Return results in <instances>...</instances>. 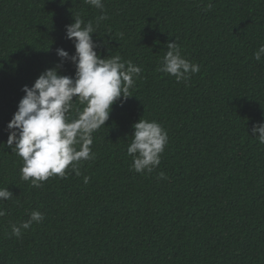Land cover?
<instances>
[{
	"label": "trees",
	"instance_id": "obj_1",
	"mask_svg": "<svg viewBox=\"0 0 264 264\" xmlns=\"http://www.w3.org/2000/svg\"><path fill=\"white\" fill-rule=\"evenodd\" d=\"M102 2L103 12L85 0H0V188L13 194L0 201V264H264V144L251 137L264 123V57L253 58L264 44V0ZM102 14L93 34L108 41L102 56L119 54L142 74L93 133L95 158L81 175L35 188L5 146L6 125L22 87L59 62L56 50L74 54L65 26L77 15L95 25ZM175 41L200 65L187 83L158 71ZM74 73L67 62L60 69ZM83 107L77 100L72 117ZM141 118L169 135L147 175L127 153ZM33 210L44 220L13 236Z\"/></svg>",
	"mask_w": 264,
	"mask_h": 264
},
{
	"label": "clouds",
	"instance_id": "obj_2",
	"mask_svg": "<svg viewBox=\"0 0 264 264\" xmlns=\"http://www.w3.org/2000/svg\"><path fill=\"white\" fill-rule=\"evenodd\" d=\"M85 3L103 12L102 0H85ZM106 19L102 14L94 25L79 15L73 17L74 22L65 26V38L72 42L74 54L58 48L59 62L40 73L31 87L25 85L21 89L24 95L6 125L5 146L22 160L21 179L35 188L42 187L51 177L66 179L69 171L81 175L82 162L95 158L91 148L93 133L105 127L117 101L122 106L132 97L130 90L142 74L140 66L131 60H122L119 54L102 56L99 49L107 48L108 41L101 39L97 43L93 34L97 33L99 22ZM166 47L168 50L158 71L174 77L177 83H187L192 75L200 72V65L184 58L176 41L167 43ZM107 50L109 53L110 48ZM262 57L264 44L253 53L258 62ZM65 62L74 65V76L60 74ZM77 100L84 107L76 108L73 118ZM132 127L134 131L127 147V153L133 157L132 170L137 174H151L160 165L161 154L169 141L168 132L156 121L142 118ZM251 137L264 144V123L253 124ZM166 178L163 172L159 173V179ZM88 181L85 176L83 182ZM12 198L8 188H0V201ZM5 215L0 207V217ZM43 220V214L33 210L27 221L12 225L11 234L20 238L23 230Z\"/></svg>",
	"mask_w": 264,
	"mask_h": 264
}]
</instances>
